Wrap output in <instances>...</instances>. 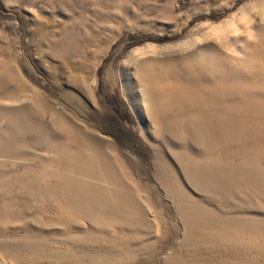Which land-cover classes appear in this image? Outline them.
Listing matches in <instances>:
<instances>
[{
	"label": "rangeland",
	"instance_id": "1",
	"mask_svg": "<svg viewBox=\"0 0 264 264\" xmlns=\"http://www.w3.org/2000/svg\"><path fill=\"white\" fill-rule=\"evenodd\" d=\"M201 108L229 119L195 118L203 152L174 128ZM74 182L130 188L121 227L74 211ZM184 198L209 216L184 219ZM253 201L264 207V0H0V264H164L183 241L221 240L198 247L223 249L210 264H247L241 220L264 229Z\"/></svg>",
	"mask_w": 264,
	"mask_h": 264
},
{
	"label": "bare ground",
	"instance_id": "2",
	"mask_svg": "<svg viewBox=\"0 0 264 264\" xmlns=\"http://www.w3.org/2000/svg\"><path fill=\"white\" fill-rule=\"evenodd\" d=\"M194 86H196V84ZM156 89H159V88H156ZM221 96L222 95L218 94L217 97L220 98ZM163 98H164V96H163ZM157 100H158V98H157ZM179 100L181 102H183V99L182 100L179 99ZM150 102H151V100H150ZM151 108H153V107H151ZM197 109H200V108H197ZM197 109H194L193 111H195ZM188 110L190 112H193L190 109H188ZM195 112L196 113L201 112L202 114L200 113V115H198V114H193V113L187 112L185 115L193 114L192 116L188 117V119H192L191 120L192 123H194V121H195L198 125H199V123H198V121L195 120V118L203 117L204 119H206L204 116L209 117V118L213 117V119H215L213 122V123H215V127H219V128H223L224 123H227V121L229 120L228 117L224 116L222 113L217 114L218 110L211 112L208 109L201 108L200 112H198V111H195ZM182 115H184V114L180 113V116H182ZM178 123H175L174 128L176 130L175 132L177 133V135L180 136L181 138L183 137L182 140H180V144L183 145V144L188 143L190 146L195 147L197 150H198V147L201 146V148L199 150H200V152L201 151L203 152L205 149L203 140L199 139V140L195 141V138H196L195 132L200 127L199 132H201V135H202L205 126H203V125L198 126L196 123H194V125L190 127L191 128L190 131H186V130L179 129ZM174 138L175 137L172 136L170 139H174ZM166 139H169V137H166ZM194 143H195V145H194ZM243 150L244 151L248 150L247 145H243ZM204 155L205 154H203L202 156H204ZM221 167H222V169L217 171L218 173L214 172L213 174H209V177L206 179V181L211 180L214 183L215 188H216V186H218V182H219V179L221 177V174L218 175L219 172L225 171V169H223V166H221ZM109 170L111 172H114V171H112L111 168H109ZM115 172H117V169H115ZM85 174L90 175V172L85 173ZM113 174L111 175V177L104 176L105 181L108 180V181H110L108 183H112V182L116 183V181H115L116 179L113 177ZM233 177L238 178V177H240V175L235 174ZM95 178L100 179V177L98 175H95ZM69 188H70L69 191L73 197V202H75V204L80 207V208L76 207V205H75L74 211L81 214L82 217L87 219V221L97 222L100 224L104 223L102 225H104L107 229L110 228L113 230L116 227L120 228L121 227V226H119L120 220L123 221V218L126 216L125 213L130 211V210L125 209V207H127V205L130 203V200H131L130 197L125 196V192H129L130 188L121 187V189H122L121 192H113L111 190H103V189L100 190L98 188L89 187L87 185H84L83 183L79 184L76 182H74ZM207 188L210 189L209 186H207ZM184 199H186V198H184ZM186 200L189 202L187 204L186 208L184 210H182L183 206H181V212H182L184 219H190L192 217L193 218H197V217L200 218V217H204V216H209L210 212L207 209L199 206L198 203H192L188 199H186ZM119 202H121V203H119ZM131 202L135 203V200L133 199V201H131ZM251 204L254 205V207H253L254 210H260V211L264 210V207L259 202L256 203L255 201H253V203H251ZM131 209H134V208H131ZM135 209H137V208H135ZM251 210H252V208H251ZM102 211H109L110 213H112V215L108 219V221H104L98 217L100 214L107 213V212H102ZM69 212H71V211H69ZM65 213H67V212H65ZM121 217H123V218H121ZM258 222H260V221H258ZM126 223H127V221H126ZM262 223L263 222H260V223L256 222L255 223L253 221H245L244 222L241 220V230H246L250 233L247 232L246 234H244V236L241 235V244L243 246H245V248L242 249L241 257L234 258V260L236 259V261H239L241 263H247V264H252L255 261L259 260L258 261L259 263L261 262L262 264H264V236H263L264 235V229H263ZM147 226H149V225H147ZM116 240H117V242L115 244V247H119V248H122L121 250H124L126 248V246H125L126 241L122 240V242H121L120 239H116ZM128 244H129V242H128ZM216 244H217V246L209 245V243L205 244V243H200L198 241H192V243H189V247H187V244L183 241L182 245L180 244L177 247V252L175 254H173L171 257H169L164 262V264H210V261L212 259L215 261L217 258H218L217 260L225 261L227 259V257L224 258V257H221L220 255H218L220 253H223V251H222L223 249L221 247H220V249H217L219 251H216L217 253L215 255H213L214 253L208 254L207 250H200V248H198L199 246H203L204 249H207V248H211V246H213L212 248H216L218 246L228 245V244L224 243L222 240ZM213 252H215V251H213ZM254 252H257L260 255H257V256L251 255ZM216 255H218V256H216ZM213 256H215V257H213ZM162 264H163V262H162Z\"/></svg>",
	"mask_w": 264,
	"mask_h": 264
}]
</instances>
